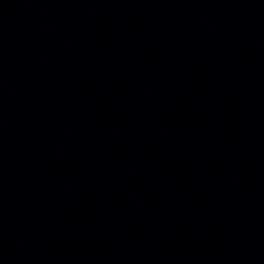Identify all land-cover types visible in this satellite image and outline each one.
<instances>
[{"label": "water", "instance_id": "1", "mask_svg": "<svg viewBox=\"0 0 264 264\" xmlns=\"http://www.w3.org/2000/svg\"><path fill=\"white\" fill-rule=\"evenodd\" d=\"M193 264H264V0H222L199 139Z\"/></svg>", "mask_w": 264, "mask_h": 264}]
</instances>
